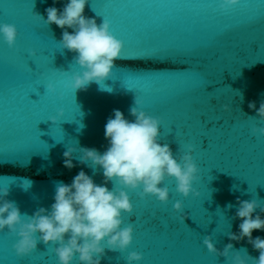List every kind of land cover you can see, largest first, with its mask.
I'll return each instance as SVG.
<instances>
[{"label": "clouds", "instance_id": "9594fccd", "mask_svg": "<svg viewBox=\"0 0 264 264\" xmlns=\"http://www.w3.org/2000/svg\"><path fill=\"white\" fill-rule=\"evenodd\" d=\"M88 2L68 0L62 11L55 6L46 9V23H54L63 30L59 44L63 50L75 53L74 62L82 69L73 77L75 91L87 90L92 82L101 86L112 75L115 61L120 59L123 49V42L111 33L108 20L104 19L98 25L94 18L84 15ZM240 3L241 0H219V8L229 11ZM69 28L73 30L71 33L67 30ZM0 34L10 48L15 46L18 35L15 25L0 24ZM48 90L55 92L52 85H48ZM239 95L243 101V95ZM140 105L141 101L136 97L135 106L129 109L134 117L131 121L120 110H113V117L108 118L104 128L108 147L103 153L95 148L80 149V163L92 168L94 173L97 168L102 169L103 184L95 183L81 170L70 184L56 183L50 210L41 207L32 215L21 213L16 202L6 199L8 188L0 190V232L7 229L18 237L13 245L17 256L31 254L42 241L47 246L58 245L54 252L59 264H72L77 256L80 264H101L106 248L123 253L132 244V225L122 226L123 214L133 212L129 190L142 189L138 192L142 198L151 195L161 203H167L169 189L161 185L166 178H174L176 191L184 197L199 195L192 187L199 172L192 156L193 145H185L187 151L177 159L170 145L160 141L162 121L143 111ZM248 106L256 110L259 120L264 122V100L258 109L255 101L249 102ZM224 107L227 110L229 106ZM51 120L55 123L56 117ZM251 133L257 137L264 136V126L253 127ZM73 152L74 149L68 148L63 154L64 166L69 170L76 166L73 164ZM108 182H112V189L106 186ZM237 203L235 218L241 220L239 233H228L229 240L247 238L248 243L259 251L258 258H248L253 259L254 264H264V238H253L252 235L254 230L264 231V219L260 215L253 217L257 208L264 212V207L255 199L238 200ZM173 208L181 212L183 205L177 201ZM203 243L209 252L227 259L233 249V244L229 243L223 251L218 250L211 236H206ZM236 253L233 264H247L239 252ZM142 259V253L137 251L129 252L126 257L127 264Z\"/></svg>", "mask_w": 264, "mask_h": 264}, {"label": "water", "instance_id": "95a60500", "mask_svg": "<svg viewBox=\"0 0 264 264\" xmlns=\"http://www.w3.org/2000/svg\"><path fill=\"white\" fill-rule=\"evenodd\" d=\"M257 200L264 207V159L244 175L203 203L201 206L155 234L146 241L120 254L104 264H127L126 257L131 251L142 253L143 259L133 264H233L239 255L254 264L259 251L248 243L229 240L228 233H239L241 220L235 218L238 200ZM228 205H232L231 208ZM264 219V212L257 208L253 213ZM253 238H264V231L254 230ZM211 236L218 250L232 243L228 259L208 251L203 240Z\"/></svg>", "mask_w": 264, "mask_h": 264}, {"label": "snow or ice", "instance_id": "6c2138e0", "mask_svg": "<svg viewBox=\"0 0 264 264\" xmlns=\"http://www.w3.org/2000/svg\"><path fill=\"white\" fill-rule=\"evenodd\" d=\"M176 131V130H175ZM137 195L139 196V198L140 199H143L138 193H137ZM4 235H6V236H8V237H11V236H14L13 234H11V233H5Z\"/></svg>", "mask_w": 264, "mask_h": 264}]
</instances>
